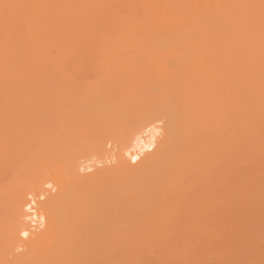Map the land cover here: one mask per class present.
Wrapping results in <instances>:
<instances>
[{"label":"bare ground","instance_id":"obj_1","mask_svg":"<svg viewBox=\"0 0 264 264\" xmlns=\"http://www.w3.org/2000/svg\"><path fill=\"white\" fill-rule=\"evenodd\" d=\"M0 264H264V0H0Z\"/></svg>","mask_w":264,"mask_h":264},{"label":"rangeland","instance_id":"obj_2","mask_svg":"<svg viewBox=\"0 0 264 264\" xmlns=\"http://www.w3.org/2000/svg\"><path fill=\"white\" fill-rule=\"evenodd\" d=\"M33 194H30L29 196H32Z\"/></svg>","mask_w":264,"mask_h":264}]
</instances>
